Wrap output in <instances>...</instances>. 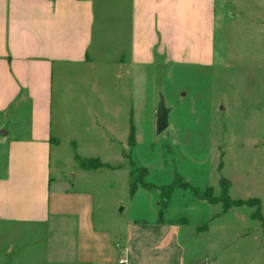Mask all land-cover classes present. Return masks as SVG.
<instances>
[{
	"label": "crops",
	"instance_id": "obj_1",
	"mask_svg": "<svg viewBox=\"0 0 264 264\" xmlns=\"http://www.w3.org/2000/svg\"><path fill=\"white\" fill-rule=\"evenodd\" d=\"M223 3L0 0V264H205L189 259L175 224L132 222L124 233L96 228L93 196L66 190L64 171L53 177L52 154L65 146L90 147L101 62L121 69L119 75L126 61L132 68L152 66L155 53L168 65H211L218 21L224 26L229 17L220 10ZM112 107L108 149L130 138L127 116L123 120L121 106L115 113ZM43 228L60 231L56 250L14 253L9 243L15 237ZM224 246H230L227 253L223 249L209 264H264V230L249 229Z\"/></svg>",
	"mask_w": 264,
	"mask_h": 264
},
{
	"label": "rangeland",
	"instance_id": "obj_2",
	"mask_svg": "<svg viewBox=\"0 0 264 264\" xmlns=\"http://www.w3.org/2000/svg\"><path fill=\"white\" fill-rule=\"evenodd\" d=\"M223 4L220 10L229 17L224 26L218 21L211 65H168L155 53L152 66L132 68L126 61L119 75L121 69L114 65L110 69L107 60L101 62L95 103L98 126L92 130L90 147L65 146L52 154L53 177L64 171L66 190L93 196L96 228L124 233L132 222L175 224L186 255L205 264L223 256V249L227 253L230 246L224 245L236 235L264 230V0ZM233 15L235 20L230 18ZM161 96L170 109L169 127L157 135ZM117 106L123 120L128 118L133 140L108 149L105 126L110 107L115 113ZM77 158L122 166L125 171L84 172ZM131 172H135L132 178ZM222 178L231 183V200L256 199L260 205L224 213L223 203L209 204L206 197H221ZM131 182L139 186L134 196ZM227 227L229 231L223 230ZM206 228L209 232L201 231ZM73 233L69 229L66 238L72 239ZM59 237L60 231L48 233L43 228L25 238L17 236L9 245L14 253L32 248L34 254L46 250L51 254ZM68 245L66 252L71 251Z\"/></svg>",
	"mask_w": 264,
	"mask_h": 264
},
{
	"label": "trees",
	"instance_id": "obj_3",
	"mask_svg": "<svg viewBox=\"0 0 264 264\" xmlns=\"http://www.w3.org/2000/svg\"><path fill=\"white\" fill-rule=\"evenodd\" d=\"M132 136H133V134L131 132L130 141L133 140ZM77 159H78V162H79L81 168L86 170V171H96V170H102V169H108V170H112V171L116 170L115 168H113L107 164H104V163L100 162L99 160H84L81 158H77ZM221 169H222V167H221ZM141 173H146V172L143 170V171H141ZM134 175H135V172H131L130 178H132ZM220 185L222 188L221 197L219 199H216L213 197H206L205 200L209 204L223 203L225 213L229 212L233 208H240V207H244V206L257 207L260 205V202L257 200L233 201V200H231V198L229 196L231 183L228 180L222 178L220 180ZM138 187L139 186H138L137 182H135V183L131 182V196H134L136 194V192L139 189ZM144 187L146 188L147 184H145ZM259 218H256V219H259ZM260 220H261V218H260Z\"/></svg>",
	"mask_w": 264,
	"mask_h": 264
},
{
	"label": "water",
	"instance_id": "obj_4",
	"mask_svg": "<svg viewBox=\"0 0 264 264\" xmlns=\"http://www.w3.org/2000/svg\"><path fill=\"white\" fill-rule=\"evenodd\" d=\"M169 114L170 109L166 107L165 100L161 96L160 103L158 106V115L156 121V133L157 135L163 134L169 127ZM124 209H121L120 212L122 213Z\"/></svg>",
	"mask_w": 264,
	"mask_h": 264
},
{
	"label": "built area",
	"instance_id": "obj_5",
	"mask_svg": "<svg viewBox=\"0 0 264 264\" xmlns=\"http://www.w3.org/2000/svg\"><path fill=\"white\" fill-rule=\"evenodd\" d=\"M121 262H122V263H124V261H123V260H122Z\"/></svg>",
	"mask_w": 264,
	"mask_h": 264
}]
</instances>
